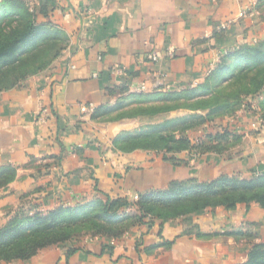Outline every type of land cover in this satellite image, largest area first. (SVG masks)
<instances>
[{"label": "crops", "instance_id": "crops-1", "mask_svg": "<svg viewBox=\"0 0 264 264\" xmlns=\"http://www.w3.org/2000/svg\"><path fill=\"white\" fill-rule=\"evenodd\" d=\"M51 2L50 18L68 37L55 72L0 96V168L16 171L0 188V224L9 206L48 209L106 196L134 201L171 181L251 178L264 171V124L245 112L226 122L240 138L230 146L232 159L223 154L227 147L174 153L182 161L161 151L117 148L115 136L137 127V117L92 116L130 99L132 85L159 96L201 83L223 54L264 38V0ZM151 53L159 59H149ZM190 217L198 226L190 234L183 233L181 218L155 219L110 240H74L29 264H236L264 238V210L254 202ZM246 231L254 237L240 234Z\"/></svg>", "mask_w": 264, "mask_h": 264}, {"label": "trees", "instance_id": "trees-1", "mask_svg": "<svg viewBox=\"0 0 264 264\" xmlns=\"http://www.w3.org/2000/svg\"><path fill=\"white\" fill-rule=\"evenodd\" d=\"M52 7L51 0H0V31L3 26L13 21L20 19L27 21L26 28L20 36L8 39L7 36L0 35V39H4L0 43V69L5 65L10 66L11 62L16 63L27 45H35L38 40L47 38L54 28L60 30L51 21ZM39 16L46 20L37 23L36 18ZM241 64L245 65L236 70ZM259 68H264V38L253 43L242 42L235 49L223 54L204 80L195 87L159 96L132 92L130 99L111 106L99 107L92 116L109 120L123 117L151 118L174 109L190 108L189 103L193 101V97L204 101L218 97L222 105L233 106L234 102H240L243 94L263 85L264 78H260V72H264V69L257 70ZM254 70L256 73L247 79L245 89L231 94L225 92L214 94L215 90L228 89L229 85ZM226 74L229 75L225 76ZM161 102L170 104L159 106ZM133 105L136 108H133ZM126 106L132 107V111L120 112L123 108L126 110ZM238 106L236 105V108H239ZM113 113L116 114L112 116ZM261 116L264 118V111ZM179 122L180 124L186 122V119L182 118ZM161 125L153 127L161 128ZM216 136L218 139L225 137L224 134ZM216 136L207 134L206 140L194 142L187 135L175 137L174 134L167 136L156 131L135 133L124 131L115 136L114 143L125 152L140 148L151 149L163 152L169 159L177 160L174 153L181 150L190 152L196 150L200 153L206 150L222 151L223 145L214 142ZM237 138L236 136V140ZM15 174L14 167L2 166L0 188L12 181ZM252 202L264 210V171L251 178L222 175L208 182H200L193 178L171 181L165 189L139 193L137 200L132 202L125 196H106L96 197L83 204H60L45 214H41L40 211L24 214L20 208L0 226V261L27 260L38 249L49 245L57 246L72 238L82 230V225L88 223L90 225L92 219L94 225L92 231L95 234L90 237L102 241L120 237L124 232L144 222L150 226L155 219L166 221L181 218L183 233L190 234L198 230L197 223L190 217L191 214L217 206L234 209L239 203L249 205ZM30 207L37 210L36 204H31ZM99 220L102 223L95 224ZM108 224L115 226V231L107 229ZM88 230H91L90 226ZM240 234L246 238L254 237V234L248 231ZM73 251L74 249H69L67 254ZM236 264H264V240L252 243L246 259Z\"/></svg>", "mask_w": 264, "mask_h": 264}, {"label": "rangeland", "instance_id": "rangeland-1", "mask_svg": "<svg viewBox=\"0 0 264 264\" xmlns=\"http://www.w3.org/2000/svg\"><path fill=\"white\" fill-rule=\"evenodd\" d=\"M36 22H42L46 20L44 17L39 16L36 18ZM54 25H57L52 19ZM27 21L20 19L17 21H13L11 23H8L6 26H3L1 28L2 34L1 36H7L9 38H14L17 36H20L22 31L26 28ZM60 29V28H59ZM62 33H60L61 31ZM54 28V31L48 34L47 38L38 40L35 45H27L25 47V51L21 52L19 55V60L16 63H10V66H4L0 69V96L9 90L20 88L23 85H26L31 82H39L41 80H46L47 77H50L57 68V62L60 58V55L62 54V50L64 49L66 42H67V35L66 33L60 29ZM4 37V38H7ZM4 39H0V43H2ZM253 43V42H252ZM9 62V61H7ZM245 64H241L238 67H236V70H238L240 67H242ZM264 69V68H263ZM262 68H259L257 70H263ZM235 70V73H236ZM250 72V71H249ZM256 70L248 73L243 78L239 79L237 82H235L232 85H229V88L225 90H215L214 94L219 93H236L237 91L240 92L241 89H245V85L247 82V79L249 77H252V74H255ZM260 78H264V72H260ZM229 74H226L225 76H228ZM206 77V76H205ZM221 78V77H220ZM217 97V96H216ZM216 101H215V100ZM208 99L207 101H204V99H196L193 97V101H190V108H179L174 109L171 111H177L181 112L179 115H175L172 118L169 119H163L164 115H168L170 112H166L162 115H157L151 118L145 117L143 120H138V117H123L128 119H135V122H138L137 127H134L132 129H129L127 131L131 133L135 132H148V131H156L161 132L163 135L170 136V134H174L175 137H181V136H188V138H191L192 141L198 142V141H204L206 140L207 134L211 135H225L223 138H216L214 139V142L216 144L223 145L222 151L227 148L226 151L223 152L225 157L227 159H232L233 153H229V149L231 148V144L236 142V136L238 137L237 140H239V135L234 133L232 129L229 128L228 123L233 120V118L238 115L239 112H245L247 114L253 115V117L258 121L259 123L264 124V118L261 116V114L264 111V83L263 85L256 88H252L249 93L243 94L241 96L240 102L233 103V106L229 105H222V101H219L218 97L216 98ZM244 103V104H243ZM156 104V103H153ZM165 104V105H164ZM169 102H161L159 106H167L169 105ZM239 104V106H238ZM144 106V104H141ZM236 105L239 108H236ZM134 106V105H133ZM204 106V107H203ZM126 110L120 111V112H127L132 111V107L129 108V106H126ZM193 107V108H191ZM133 108H136L135 106ZM207 112V113H206ZM116 113L111 114L112 116ZM207 114V115H206ZM188 116V117H186ZM140 118V117H139ZM182 118L186 119V122H182L180 124V120ZM159 119V120H158ZM108 120V119H107ZM149 121V122H148ZM224 123L226 125H224ZM162 124V125H161ZM161 125V128H155L153 126H159ZM157 129V130H156ZM185 132V133H184ZM226 144V146H224ZM141 149V148H140ZM147 150V149H142ZM151 150V149H150ZM181 151H188L190 150H181ZM181 151L175 152L180 153ZM212 151V150H206L205 152ZM192 153L198 154L200 152L196 150H192ZM168 156V155H165ZM177 160H180L176 155L174 156ZM137 200V198L135 199ZM134 200V201H135ZM131 201V200H130ZM132 202V201H131ZM31 204H20L18 207L9 206L7 207L6 214L8 213L7 218L4 220L3 223L0 224L3 225L6 221L9 220L12 216L18 212V209L21 210L24 214H32L33 211H40L41 214H45L48 210L55 208L51 207L48 209H40L37 206V210H34L30 207ZM60 205V204H59ZM93 220V219H92ZM92 220L87 225H82V230L76 235H74L72 238H69L68 240L60 243L59 245H49L45 248L38 249L37 252L32 255L29 259L23 260V259H16L14 261H0V264H29L32 263L33 260H36L42 255H45L47 252H51L52 249H55V247H63L68 248L69 244L71 245L72 242L78 239H89L91 238L92 234H95L93 229ZM100 222V223H99ZM101 220L97 221L95 224H101ZM88 226H90L91 230H88ZM107 229H111L110 231H115V226L108 224ZM77 236V237H76ZM264 238L261 240L263 241ZM259 242V241H258Z\"/></svg>", "mask_w": 264, "mask_h": 264}, {"label": "built area", "instance_id": "built-area-1", "mask_svg": "<svg viewBox=\"0 0 264 264\" xmlns=\"http://www.w3.org/2000/svg\"><path fill=\"white\" fill-rule=\"evenodd\" d=\"M169 53H171V52H169ZM148 58L153 60V61H156L159 59V57L156 54H152V53L148 55ZM114 71L121 72L122 70L119 68H115ZM144 89L145 88L143 85H132V91L133 92L142 93V92H144Z\"/></svg>", "mask_w": 264, "mask_h": 264}]
</instances>
